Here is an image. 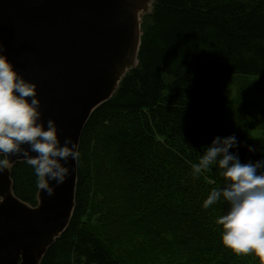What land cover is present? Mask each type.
<instances>
[{
    "label": "trees",
    "instance_id": "1",
    "mask_svg": "<svg viewBox=\"0 0 264 264\" xmlns=\"http://www.w3.org/2000/svg\"><path fill=\"white\" fill-rule=\"evenodd\" d=\"M142 30L138 66L86 125L74 216L41 264H123L108 239L115 224L141 232L159 255L169 250L176 264H261L222 244L215 221L226 203L203 207L224 184L218 166L194 178L191 164L216 136L233 134L256 148H239L242 163L264 159V137L241 133L225 106L209 103L226 79L256 77L264 85V0H154ZM12 178L16 196L35 207L31 166L18 163ZM87 202L108 224L105 232L83 224Z\"/></svg>",
    "mask_w": 264,
    "mask_h": 264
},
{
    "label": "water",
    "instance_id": "2",
    "mask_svg": "<svg viewBox=\"0 0 264 264\" xmlns=\"http://www.w3.org/2000/svg\"><path fill=\"white\" fill-rule=\"evenodd\" d=\"M154 0H0V42L19 72L38 84L43 120L61 139H81L91 116L111 100L139 63L143 18ZM3 157L0 156V159ZM12 157L0 172V264H41L76 209L78 163L32 207L14 192Z\"/></svg>",
    "mask_w": 264,
    "mask_h": 264
},
{
    "label": "clouds",
    "instance_id": "3",
    "mask_svg": "<svg viewBox=\"0 0 264 264\" xmlns=\"http://www.w3.org/2000/svg\"><path fill=\"white\" fill-rule=\"evenodd\" d=\"M38 87L19 72L0 42V172L11 166L13 156L24 159L34 170L37 187L51 197L72 175V163L79 162L81 153L78 141L61 139L55 119L43 120ZM240 147L256 152L235 134L216 136L191 164L192 175L199 178L218 166L224 184L210 191L203 207L226 203L227 210L215 221L222 226V244L237 255L255 254L264 264V159L242 163Z\"/></svg>",
    "mask_w": 264,
    "mask_h": 264
},
{
    "label": "rangeland",
    "instance_id": "4",
    "mask_svg": "<svg viewBox=\"0 0 264 264\" xmlns=\"http://www.w3.org/2000/svg\"><path fill=\"white\" fill-rule=\"evenodd\" d=\"M261 83L262 81L256 77L237 76L232 80L226 79L213 89L209 103L215 107L225 106L232 113L236 128L241 133L253 138H262L264 137V85ZM87 201H90V198ZM91 203L87 202L82 222L86 227L105 232L108 224L102 223L94 214ZM115 226L116 224L114 227L112 225L113 228H108L110 231L108 239L123 264H176L177 260L173 259L172 252L168 250L159 255L158 252L153 251L151 241L148 242L141 236V232L125 233ZM175 249L180 250L181 245L177 244ZM151 257H155L154 262L150 261ZM76 258V255H73V259ZM75 261L74 263L77 264Z\"/></svg>",
    "mask_w": 264,
    "mask_h": 264
}]
</instances>
